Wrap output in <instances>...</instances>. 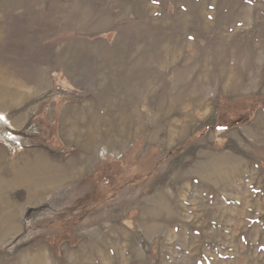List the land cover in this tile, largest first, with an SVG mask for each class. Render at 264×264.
Wrapping results in <instances>:
<instances>
[{"label":"rangeland","instance_id":"rangeland-1","mask_svg":"<svg viewBox=\"0 0 264 264\" xmlns=\"http://www.w3.org/2000/svg\"><path fill=\"white\" fill-rule=\"evenodd\" d=\"M0 264H264V0H0Z\"/></svg>","mask_w":264,"mask_h":264}]
</instances>
